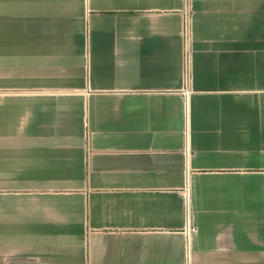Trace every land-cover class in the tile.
Returning a JSON list of instances; mask_svg holds the SVG:
<instances>
[{
	"label": "crops",
	"instance_id": "1",
	"mask_svg": "<svg viewBox=\"0 0 264 264\" xmlns=\"http://www.w3.org/2000/svg\"><path fill=\"white\" fill-rule=\"evenodd\" d=\"M0 264H264V0H0Z\"/></svg>",
	"mask_w": 264,
	"mask_h": 264
},
{
	"label": "built area",
	"instance_id": "2",
	"mask_svg": "<svg viewBox=\"0 0 264 264\" xmlns=\"http://www.w3.org/2000/svg\"><path fill=\"white\" fill-rule=\"evenodd\" d=\"M2 94L0 93V98H1Z\"/></svg>",
	"mask_w": 264,
	"mask_h": 264
}]
</instances>
